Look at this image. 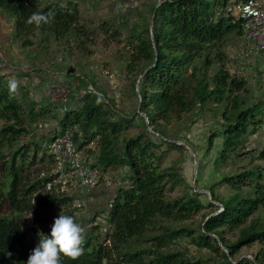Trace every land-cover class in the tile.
Segmentation results:
<instances>
[{
  "label": "trees",
  "instance_id": "16d2710c",
  "mask_svg": "<svg viewBox=\"0 0 264 264\" xmlns=\"http://www.w3.org/2000/svg\"><path fill=\"white\" fill-rule=\"evenodd\" d=\"M242 1L160 0L157 6L155 0L148 5L142 3L141 9L129 10L137 20L124 23L130 32L125 75L133 95L138 96L139 112L160 137L157 141L140 117L142 131L124 137L134 127L132 116L139 113H118L113 99L107 102L103 92L95 95L88 90L79 97L76 107L56 115L58 129H76L78 150L94 142L95 150L86 151L94 158L93 167L104 173L110 168L127 167L130 181L117 189L104 219H100L103 223L98 216L89 220L83 255L77 260L61 257L60 264H264V150L252 155L249 169L221 178L219 183L228 187L229 196H215L208 190L211 201L219 203L222 210L206 217L197 231L184 225L176 227L175 223L204 209L199 195L167 199V191L179 183L181 175L175 168H160L164 146L181 148L168 142L165 135L163 126L173 118L207 104L221 107L220 129L209 136L207 143L210 149L217 135L222 137L221 164L240 156L238 149L246 137L264 124V99L254 103L247 83L231 77L225 69L230 35L243 37L242 20L234 15V7ZM0 9L14 18L16 35L24 39L23 47L33 44L31 38L36 33L46 38L51 35L56 41L71 37L82 53L91 40L79 26L76 8L42 5L40 0H0ZM34 12L54 13V21L37 29L27 23ZM101 28L107 32L110 27L105 23ZM110 36L117 39L118 31H111ZM214 67L217 71L210 75ZM82 86L87 85L82 82ZM25 104L32 106L26 115ZM46 113L50 110L35 111L28 95L19 96L17 88L12 92L10 87L0 85V264H27L42 238L40 234L50 235L59 214L70 215L81 224L79 209L73 208L76 196L47 191L45 184L50 179L40 175L47 170L33 169L41 145L36 136L30 144L26 138ZM50 134L49 142L54 138ZM31 148L32 156L28 153ZM47 156L52 164V157ZM209 206L219 209L211 203ZM228 230L238 232L235 241L225 238ZM181 240L208 250L213 257L191 256L186 249L176 247ZM255 243L261 248L253 260L235 259L242 247Z\"/></svg>",
  "mask_w": 264,
  "mask_h": 264
},
{
  "label": "rangeland",
  "instance_id": "374dc122",
  "mask_svg": "<svg viewBox=\"0 0 264 264\" xmlns=\"http://www.w3.org/2000/svg\"><path fill=\"white\" fill-rule=\"evenodd\" d=\"M40 1L42 5L56 6L58 4L63 8L77 9L79 26L89 34L91 39L86 43V50H84V53L78 50L77 41L71 37L56 41L51 35H46V38L37 33L31 38L33 41V44L29 46L31 48L23 47L22 43L24 39L16 35L14 18L0 9V17L9 25V28L8 26L7 28L11 29L7 43L14 50V52L4 55L0 46V73L2 72L5 75L12 74L8 73L9 68L13 70L12 72L16 70L21 73L19 69L29 72L27 70L31 68V70L33 69L31 73H44V75H48L54 73L56 70L59 72L56 75L65 77L70 85V109L76 107L80 103L79 97L90 90L93 93L103 92L106 95L107 102L113 99L118 113L127 116H132L133 113L138 114L136 102L138 96L135 97L133 95L131 86L129 85L130 81L126 77L124 70L125 62L130 52L127 42L130 32L124 23H132L133 20H137V17L129 12L131 8L141 9L142 3L148 5L155 0ZM158 3H160V0H158ZM234 15L237 16V13L234 12ZM143 16L146 19L149 17V14L143 11ZM141 22L143 23V21ZM105 23L110 27L107 32L101 28V25ZM113 30L118 31L117 39H113L110 36ZM82 40L85 41V39ZM248 46L249 44L244 37H237L234 34L230 35V40L225 47L228 56L225 69L231 77L241 79L247 83V89L252 92L253 98H251L256 103L264 99V63L259 56L254 55V63L252 64L253 59L248 52ZM215 71H217V67L210 70V75L215 73ZM82 82L87 86H82ZM11 84L5 77H0L1 86L8 88ZM259 103L261 104V102ZM261 109L264 110V103H262ZM52 110L53 112L55 111L52 119L48 121L45 118V121H36V124L33 125V130L29 132L31 136L26 138L27 143L30 144L32 136H36L39 141L38 143L41 145V149L37 152L36 166L33 169L48 171L51 164V159L44 153V150L49 142L48 131L52 132V130H55L56 124L59 122L55 118L59 112L57 109ZM221 110V107L207 104L203 108H198L191 113L181 115L178 119L173 118L169 125L163 126L168 142L181 146L180 149H168L167 146L162 148L166 152L160 168L167 169L172 167L178 170L181 175L179 183L172 190L167 191V199L170 200L183 195H189L190 193H196L204 205V209L199 213L192 215L189 219L180 223H175L176 227L184 225L197 231L206 217L219 213L222 207L219 203L211 201L208 190L212 191L215 196L219 195V197L223 198L229 196L231 192L228 187L219 183L221 178L236 175L245 169H249L252 164V155L264 150V124H262L256 133L249 134L246 137L243 145L238 149L240 156L235 157L228 163L221 164L219 159L222 137L217 135L213 140V147L210 149H208L207 144L209 136L213 132L217 134V130L220 129L222 121L220 117ZM51 115L52 113L49 117ZM132 117L134 127L129 132L124 133V137H131L142 131V123L139 117L144 119L143 115L139 113L138 117L135 115ZM257 120L259 121L260 118L258 117ZM2 124L3 121L0 119V126ZM56 132L60 134L61 130L57 129ZM148 133L155 140L160 138L155 135L156 133L153 134L149 131ZM44 137L46 138L42 141ZM22 140L24 141V139ZM32 149L28 152L30 156L33 153ZM257 163L261 164L262 161ZM105 173L109 175L112 183L115 185V189L121 186L125 187L130 183L128 179L129 169L127 167L110 168ZM82 191L84 192L85 188ZM77 195L80 196L79 194ZM82 196L80 200L83 201L84 206L79 209L78 214L80 215V219H82L81 225H83L86 232L90 219L95 216H100V218L104 219L105 211L109 209L111 200L105 204L103 209L96 207L94 216L91 214L89 207L91 201L89 202L85 195ZM209 203L219 209L215 211L209 206ZM103 229L102 232L104 233ZM224 236L230 241H235L238 232L228 230ZM176 247L178 249H186L194 257H213L208 250H199L189 244L188 240H181ZM260 248L261 245L258 243L242 247L236 254L235 259L246 257L253 260V256Z\"/></svg>",
  "mask_w": 264,
  "mask_h": 264
},
{
  "label": "built area",
  "instance_id": "2783aa9c",
  "mask_svg": "<svg viewBox=\"0 0 264 264\" xmlns=\"http://www.w3.org/2000/svg\"><path fill=\"white\" fill-rule=\"evenodd\" d=\"M234 9L237 17L242 20L243 37L249 44V54L259 56L264 63V0H244ZM70 95L68 80L56 75L48 91V103L51 107L64 109L69 104ZM76 132L75 128H66L48 142L45 149L52 157L53 163L48 171L40 175L50 179L45 184L47 191L54 190L61 194L76 196L73 208L81 209L84 203L77 195L80 190L100 185L111 187L113 183L107 173L93 167L94 159L86 152L95 150L94 142H90L82 150L77 149L74 141ZM97 220L101 221L98 218ZM103 231L105 232L106 228Z\"/></svg>",
  "mask_w": 264,
  "mask_h": 264
},
{
  "label": "crops",
  "instance_id": "0c3cea01",
  "mask_svg": "<svg viewBox=\"0 0 264 264\" xmlns=\"http://www.w3.org/2000/svg\"><path fill=\"white\" fill-rule=\"evenodd\" d=\"M7 26L9 28V25H7L2 20V18L0 17V46L2 48V52L4 53V55L14 52L11 45L7 43L9 33L11 32V29H8ZM28 48H31V47H28ZM251 56L253 59L252 60V64H253L255 57H254V55H251ZM28 69H29V67H28ZM19 70H21V73L16 71V70H15V72H12L13 70L9 68L8 73H12V74H6L5 75L4 73L1 72L0 76H3L7 80H9L11 83L16 84L17 93L19 94V96L22 97L25 94L28 95L29 103L33 104L35 111H41L42 109L50 110V113L49 114L46 113V117H45L48 121H50L52 119L53 114H55L54 113L55 111L53 112L52 109H57V111L59 112L58 113L59 115H62L67 110H70L71 104H68L63 109L60 107L53 108L48 103V91H49V88L51 87L52 83L55 80L56 74L59 73L58 71L55 70L54 73L44 75V73H40V74L31 73V71L33 70V69L31 70V68L29 70H27L29 72H25L24 69H19ZM94 94H98V93H94ZM31 107L29 105L25 104V106L23 107L24 108L23 109L24 115H26L28 113V111L31 109ZM51 113H52V115L49 117V115ZM38 121H45V119H39ZM57 124H56L55 130H52V132L48 131V134L52 133V137L58 136L62 132L61 131L60 134H58L56 132L58 129ZM48 134H46V135H48ZM116 191H117V189H115L114 184L111 187H106V186L100 185V186L95 187V188H85L84 192L82 190H80L77 194H79L80 197H83L82 195H85L87 197V200L89 202L91 201L89 203V205H90L89 207H90L91 214L94 215L96 213L95 208L100 207L101 209H103L105 207V204L109 200L112 201V198L114 197ZM105 214H106V212H105ZM101 215L103 216V214H101ZM98 219H101L100 216H98Z\"/></svg>",
  "mask_w": 264,
  "mask_h": 264
},
{
  "label": "clouds",
  "instance_id": "9594fccd",
  "mask_svg": "<svg viewBox=\"0 0 264 264\" xmlns=\"http://www.w3.org/2000/svg\"><path fill=\"white\" fill-rule=\"evenodd\" d=\"M54 21V13L34 12L27 20L29 25L39 29L42 25H50ZM12 92L16 84L10 85ZM100 99H103L102 97ZM98 103L100 100L97 101ZM85 228L70 215L59 214L51 226L50 235L39 238L38 245L32 250L27 264H60L61 257L77 260L83 255Z\"/></svg>",
  "mask_w": 264,
  "mask_h": 264
},
{
  "label": "water",
  "instance_id": "95a60500",
  "mask_svg": "<svg viewBox=\"0 0 264 264\" xmlns=\"http://www.w3.org/2000/svg\"><path fill=\"white\" fill-rule=\"evenodd\" d=\"M160 3H158L157 4V6L159 5ZM152 27V20H151V22H150V28ZM140 79H141V77H139V79H138V82H137V92H138V85H139V82H140ZM138 113H140L139 112V110H138ZM140 115H143V117H144V119H145V122H146V127H147V130L150 132V133H153V134H155L153 131H152V129H151V127L149 126V122H148V120H147V117L144 115V114H142V113H140ZM147 120V121H146ZM156 136H158V134H155ZM217 214V213H216ZM219 246L220 247H222V245L221 244H219Z\"/></svg>",
  "mask_w": 264,
  "mask_h": 264
}]
</instances>
